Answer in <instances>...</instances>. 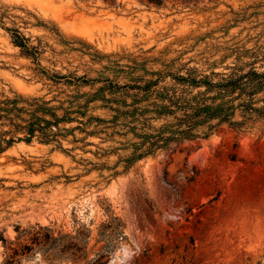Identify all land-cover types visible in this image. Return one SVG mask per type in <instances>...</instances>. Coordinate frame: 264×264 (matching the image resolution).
<instances>
[{
  "label": "rangeland",
  "instance_id": "374dc122",
  "mask_svg": "<svg viewBox=\"0 0 264 264\" xmlns=\"http://www.w3.org/2000/svg\"><path fill=\"white\" fill-rule=\"evenodd\" d=\"M257 4L264 0H0V97L58 94L7 29L39 48L47 72L123 82L134 63L158 69L178 59L204 68L205 60L221 59L220 48L262 30L263 17H250ZM92 153L34 141L1 154L0 238L13 240L16 226L40 224L56 235L84 227L89 262L105 245L101 226L113 222L124 237L101 264H264V125L245 134L224 127L183 152L148 157L126 173L119 168L115 177L86 172L81 159L107 162ZM20 262L73 264L49 263L41 252Z\"/></svg>",
  "mask_w": 264,
  "mask_h": 264
},
{
  "label": "trees",
  "instance_id": "16d2710c",
  "mask_svg": "<svg viewBox=\"0 0 264 264\" xmlns=\"http://www.w3.org/2000/svg\"><path fill=\"white\" fill-rule=\"evenodd\" d=\"M147 2L159 5V0ZM263 8L264 4L252 7L250 17L264 20ZM258 26L262 30L255 36L220 48L226 54L216 61L205 60L204 68L175 59L148 69L145 61L129 67L123 82L47 72L38 62L39 48L30 46L18 30L7 29L14 46L34 60L58 94L51 99L16 92L0 97V155L22 142L36 141L66 154L92 153L88 148L94 147L92 154L107 162L81 159L85 167H91L86 172L107 170L115 177L148 157L183 152L224 127L249 133L264 125V22ZM64 143L72 147L66 149ZM110 157L117 159L113 166L108 165ZM15 232L13 240L0 238L1 264H20L22 257L33 252H41L49 263L101 264L113 249V240L124 237L122 225H102L99 233L105 245L87 262L91 232L84 227L75 235H56L40 224L16 226Z\"/></svg>",
  "mask_w": 264,
  "mask_h": 264
}]
</instances>
